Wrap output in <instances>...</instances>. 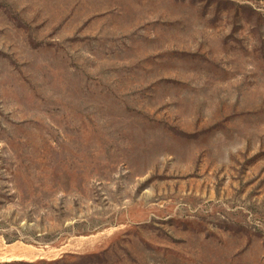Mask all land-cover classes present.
<instances>
[{
	"label": "rangeland",
	"instance_id": "1",
	"mask_svg": "<svg viewBox=\"0 0 264 264\" xmlns=\"http://www.w3.org/2000/svg\"><path fill=\"white\" fill-rule=\"evenodd\" d=\"M0 264H264V0H0Z\"/></svg>",
	"mask_w": 264,
	"mask_h": 264
}]
</instances>
